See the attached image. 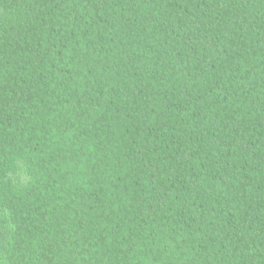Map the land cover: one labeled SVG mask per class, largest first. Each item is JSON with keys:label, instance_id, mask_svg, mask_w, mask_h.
Masks as SVG:
<instances>
[{"label": "trees", "instance_id": "trees-1", "mask_svg": "<svg viewBox=\"0 0 264 264\" xmlns=\"http://www.w3.org/2000/svg\"><path fill=\"white\" fill-rule=\"evenodd\" d=\"M0 264H264V0H0Z\"/></svg>", "mask_w": 264, "mask_h": 264}]
</instances>
